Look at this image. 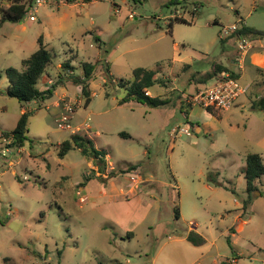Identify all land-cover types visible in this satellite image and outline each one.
I'll list each match as a JSON object with an SVG mask.
<instances>
[{
	"label": "rangeland",
	"instance_id": "374dc122",
	"mask_svg": "<svg viewBox=\"0 0 264 264\" xmlns=\"http://www.w3.org/2000/svg\"><path fill=\"white\" fill-rule=\"evenodd\" d=\"M44 1L21 22L0 25V131L13 130L22 111H32L24 148H9L0 133V153L6 152L0 156V264H264V175L244 208L242 172L249 154L264 158V110L252 107L260 93L256 74L238 79L251 91L223 114L222 130L205 132L206 109L196 106L190 118L180 110L188 105L180 97L203 87L195 72L228 65L227 55L236 51L234 40L222 44L223 28L245 24L264 32V0H197L195 12L177 0ZM10 5L0 0V9ZM41 36L53 63L38 88L55 83L63 63L76 74L84 62L97 63L88 106L71 82L40 107L7 95L6 71L23 70ZM137 68L157 72L164 84L149 93L170 104H120L127 96L120 83L128 85ZM66 99L83 100L71 126L89 124L80 134L109 152L105 167L77 149L58 156L59 144L72 135L58 123ZM209 172L225 188L209 183ZM130 183L135 196L128 195ZM111 198L129 200V212ZM132 213L139 223L124 222ZM132 223L128 236L122 228ZM191 232L201 244L187 240Z\"/></svg>",
	"mask_w": 264,
	"mask_h": 264
},
{
	"label": "trees",
	"instance_id": "16d2710c",
	"mask_svg": "<svg viewBox=\"0 0 264 264\" xmlns=\"http://www.w3.org/2000/svg\"><path fill=\"white\" fill-rule=\"evenodd\" d=\"M11 5L7 9H0V25L10 22L19 23L25 16L29 13L30 9L33 7L35 0H10ZM82 1L84 3H91L95 0H69V2ZM197 0H177L176 5H180L181 2L184 6L193 5L200 6ZM177 22L187 23L185 19L175 17ZM246 37L251 40L262 39L264 37V32L257 31L245 24L240 25L239 28L233 32L229 37L221 38L222 44L225 45L227 40L237 41L239 38ZM99 41V39L97 38ZM53 63L52 55L47 49L43 37L39 38L38 49L29 57L22 61L24 66L23 70L18 69H8L6 71V77L9 81L7 88V95L16 98L23 106L32 102H35L39 107L47 100L51 99L57 88L63 86L64 84L71 82L74 85L81 87L82 95L85 99V106L91 102V91L89 90V82L95 77L98 70L97 63L84 62L82 64L83 73L76 74L74 72L75 68L70 62L63 63L61 69L64 71L58 74L57 80L52 85H48L46 88L40 90L38 88L39 81L44 77L47 72L48 67ZM214 64V63H213ZM110 65V64H109ZM107 66V73L109 78L110 66ZM190 66V65H188ZM210 70L204 72H195L193 78H197L198 85L205 88L210 81L220 78L222 72H228L232 77L238 78L237 75L222 64H214ZM72 70V73L67 71ZM199 76V78H198ZM0 74V80L2 79ZM111 80V78H110ZM128 85L120 83L122 89L127 90V96L120 101V104H125L129 102H136L139 104L146 105L150 108H160L170 104L171 99H164L160 96H149V92L157 84H164L162 80L157 77V72L155 70H150L146 68H137L133 71L132 80L128 81ZM198 91V90H197ZM180 98L185 99L181 96ZM181 111L188 115L190 109L193 107L192 104L188 103L187 107L183 106L181 103ZM252 107L256 110H264V96L253 102ZM209 113H213L212 109H207ZM32 111H24L16 127L9 131H0L4 140L10 141L8 145L11 149H21L24 148L28 137V121L31 116ZM123 136L129 137L127 134H122ZM77 149L80 151L83 157L93 160L96 166L105 167L106 157L109 154L105 149H97L93 142L86 136L81 134H72L70 137L59 144L58 156L64 158L68 152ZM246 179V193L248 195L247 200L244 202V208H246L252 201V197L258 188L256 183L259 182L264 175V158L260 154H249L247 156L246 168L242 171ZM218 173L209 172L207 174V180L209 183L215 186H221L220 183L215 182V176ZM187 240L194 245H199L202 239L198 235H194L192 232L187 236Z\"/></svg>",
	"mask_w": 264,
	"mask_h": 264
},
{
	"label": "built area",
	"instance_id": "2783aa9c",
	"mask_svg": "<svg viewBox=\"0 0 264 264\" xmlns=\"http://www.w3.org/2000/svg\"><path fill=\"white\" fill-rule=\"evenodd\" d=\"M45 1L44 0H35V3L32 7L34 12H37V7L41 6ZM36 6V7H34ZM240 25L234 24L229 26V28H223L221 32V38L229 37L233 32H235ZM262 39L251 40L246 37L239 38L237 42V48L240 55L246 54L250 49L254 48L255 43H260ZM248 91V88L242 86L238 78H234L228 72H223L221 77L214 83L212 86H207L205 88L199 89L197 92L192 95L184 96L187 103L192 104L193 106H199L204 109H216L220 111L230 110L237 100L245 95ZM147 95L151 96L149 92ZM83 100L79 99L76 101H62L63 113L59 116L58 123L62 130H68L72 134H80L82 131H87L91 127L88 123H84L81 126L72 127L71 126V116L77 110V108L82 107ZM58 103L57 107H60ZM183 133L189 134L188 131L183 130ZM5 151L0 153V156L5 155Z\"/></svg>",
	"mask_w": 264,
	"mask_h": 264
},
{
	"label": "crops",
	"instance_id": "0c3cea01",
	"mask_svg": "<svg viewBox=\"0 0 264 264\" xmlns=\"http://www.w3.org/2000/svg\"><path fill=\"white\" fill-rule=\"evenodd\" d=\"M235 44H236L235 45L236 51L234 52L233 55H231V54H228L227 55L228 56V63L229 64L228 65H225V66L227 68H229L230 70H232L237 75L238 79H240L243 76H245V74H246L247 71H251L252 73L254 72L256 74L255 75L256 85L259 86V90H260L259 91L260 93L258 94L256 100L257 99H260L261 97L264 96V40H262L260 43L256 42L254 48L250 49L246 54H243V55H240V53L238 52V50H237V42L236 41H235ZM229 56H231V57L229 58ZM231 65L234 67V69L232 68ZM245 87L248 88L247 93L251 91L250 90L251 89V86L249 84H247V86H245ZM202 88L203 87H201V89ZM242 106H243V104H242ZM56 107H57V105H56ZM195 107L196 106H193L190 109L187 117H189V118L192 117L193 111H194V108ZM197 107H199V106H197ZM200 108H202V107H200ZM232 109L233 108H231L228 111H220V110L212 109V112L213 113H209L208 110L206 109L207 112L211 115V120L209 122L204 123L203 129H205V132L209 133V131L211 130V128H212L211 131H219V130H222L223 129V122H226V119H227L226 117H224L223 114L224 113H227V112H231ZM24 111L25 110H23L22 113ZM190 124H191L192 127H195L196 122L190 121ZM200 128H201L200 126H197L196 127V129L198 131H200ZM106 160H109V154L107 155ZM260 182H262V180H260L259 182H257L256 183V186ZM217 187H224V186H217ZM127 189H128V191H127L128 192V195H131V196L137 195V192H136L137 187H135L134 183H130V186L127 185ZM123 192H124V190L121 189L120 190L121 196H123L124 194H126V192H124V193ZM110 201H111L112 204L119 203L121 205H124L125 206V209H126V211L125 210L124 211L126 213L129 212V210L127 209V206H128L127 202H130L129 200L127 202L126 201H122V200L116 201L115 199L111 198ZM134 220H136L137 223L140 222L139 219H138V217L137 218L134 217V215L132 213L131 215L130 214L128 215V219L124 220V222L125 223H129V222H133ZM111 221L116 226H120V224H122L121 223L122 220L121 221L120 220L117 221L116 219H112ZM119 222H120V224H119ZM134 226H135L134 223H132V225L131 224L130 225L129 224H125L124 227L123 228L121 227V228L123 229V231H126V235H128V236H134L133 231H131V230H133ZM233 261H235V260H233ZM233 261H231V262H233Z\"/></svg>",
	"mask_w": 264,
	"mask_h": 264
}]
</instances>
